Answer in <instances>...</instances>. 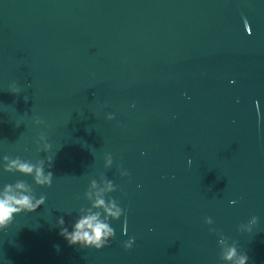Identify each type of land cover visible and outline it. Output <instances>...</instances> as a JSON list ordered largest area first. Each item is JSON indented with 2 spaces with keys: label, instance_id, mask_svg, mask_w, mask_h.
<instances>
[{
  "label": "water",
  "instance_id": "95a60500",
  "mask_svg": "<svg viewBox=\"0 0 264 264\" xmlns=\"http://www.w3.org/2000/svg\"><path fill=\"white\" fill-rule=\"evenodd\" d=\"M0 109V189L47 197L0 233V264H226L221 239L264 264V0H0ZM49 156L50 188L6 171ZM93 181L127 219L101 250L58 224Z\"/></svg>",
  "mask_w": 264,
  "mask_h": 264
},
{
  "label": "clouds",
  "instance_id": "9594fccd",
  "mask_svg": "<svg viewBox=\"0 0 264 264\" xmlns=\"http://www.w3.org/2000/svg\"><path fill=\"white\" fill-rule=\"evenodd\" d=\"M9 91L15 95L21 94V89L16 86L10 87ZM25 100H27V96H25ZM108 119H114V116L110 115ZM34 124L37 127L45 126V122L38 117L34 120ZM34 143L38 152H52V144L45 133L41 132ZM5 160L6 171L32 175L37 185L52 187L54 174L51 170L53 162L51 156H49L47 164L44 161L33 164L21 159L9 160L7 157H5ZM107 163L109 166L111 165V156L108 157ZM126 175H129V173H126ZM114 190L115 188L111 181H106L103 188H98L96 182L93 181L91 189L87 193L88 199L92 201V208L86 213H82L71 226V229L66 225L64 218L60 217L58 221L61 229L60 235L64 237L70 246L78 245L82 248L101 250L108 246L116 237V231L112 228L110 220H120L123 216L125 217V225L127 224L125 209L119 206L115 200L108 202L104 199L105 192ZM46 202V196L41 195L37 198L31 186L24 182H18L15 185H5L0 189V233H4L13 224L17 216L24 213H35ZM93 209H96V211H93ZM101 209L103 210L102 212L100 211ZM205 223L211 228L214 221L211 217H208ZM257 224L258 218L253 217L247 227L248 234L253 232V226ZM134 244L135 238H131L125 242L124 247L126 250H131ZM220 244L224 249L222 258L226 264H249L247 253H241L237 244L233 243L229 246L225 239H221Z\"/></svg>",
  "mask_w": 264,
  "mask_h": 264
}]
</instances>
